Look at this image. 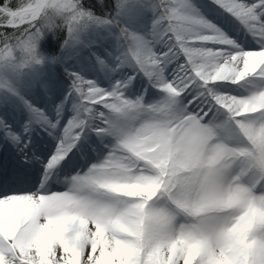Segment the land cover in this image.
Returning <instances> with one entry per match:
<instances>
[{
    "label": "snow or ice",
    "instance_id": "obj_1",
    "mask_svg": "<svg viewBox=\"0 0 264 264\" xmlns=\"http://www.w3.org/2000/svg\"><path fill=\"white\" fill-rule=\"evenodd\" d=\"M0 264H264V0H0Z\"/></svg>",
    "mask_w": 264,
    "mask_h": 264
}]
</instances>
